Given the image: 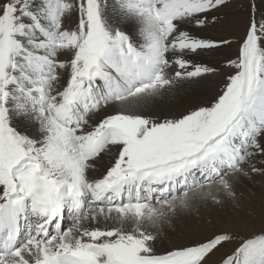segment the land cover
<instances>
[{
  "label": "snow or ice",
  "instance_id": "obj_1",
  "mask_svg": "<svg viewBox=\"0 0 264 264\" xmlns=\"http://www.w3.org/2000/svg\"><path fill=\"white\" fill-rule=\"evenodd\" d=\"M225 3L0 0V264H206L233 239L221 264H264V228L156 244L178 212L234 198L237 176L264 172L249 164L264 153V17H250L214 102L172 118L148 110L214 71L187 57L228 41L181 25L204 26Z\"/></svg>",
  "mask_w": 264,
  "mask_h": 264
},
{
  "label": "rangeland",
  "instance_id": "obj_2",
  "mask_svg": "<svg viewBox=\"0 0 264 264\" xmlns=\"http://www.w3.org/2000/svg\"><path fill=\"white\" fill-rule=\"evenodd\" d=\"M210 12L215 13L213 17L216 19L213 20L211 17L206 25L199 26L203 35L201 38L228 41V43H219L213 48L199 50L209 63L208 65L204 62L196 61V63H203V65L214 69L212 72L203 74L202 85L207 86L210 90L205 93L182 94L183 97L179 98L180 101L175 102L176 106L169 108L164 116L179 117L195 108L208 106L214 102L223 89L226 78L234 72L227 62L238 56L240 41L248 29L250 17L253 14L257 18L264 17V0H226L223 6ZM77 20V13L73 12L65 17L64 25L65 27H74ZM182 28L184 29L185 26ZM59 58L67 59L68 56L65 54ZM196 89L203 90L202 86L198 85ZM92 119L95 118L92 117ZM13 126L17 127L19 131L25 132L19 128L16 120L13 121ZM249 164L258 169H264V153L257 152ZM236 180L238 183L237 185L234 183L236 193L234 198L225 196L219 204L211 201L208 203L197 201L193 207L183 210L184 212L189 211V215L186 214L181 219L183 211L178 212L170 223H166L172 230L171 234L162 235V244L165 249L188 245L194 241H203L223 230L248 236L264 228V172L249 171L248 175H239ZM175 218H180L178 220L180 224L174 223ZM67 224L68 220L65 219V225ZM238 243V239H233L222 244L207 258L206 264H221L224 257Z\"/></svg>",
  "mask_w": 264,
  "mask_h": 264
},
{
  "label": "bare ground",
  "instance_id": "obj_3",
  "mask_svg": "<svg viewBox=\"0 0 264 264\" xmlns=\"http://www.w3.org/2000/svg\"><path fill=\"white\" fill-rule=\"evenodd\" d=\"M207 16L209 19V18L215 16V13L209 12V13H207ZM184 24L185 25H183V24L181 25V28H182V26H185V28L184 29L182 28V30H188V31L192 32L194 35H197L199 37H203L202 33L200 32L199 26H196L195 24H189V23H184ZM119 27L121 28L122 31L127 32L133 38L134 42H139L136 28L132 24H121V25H119ZM211 39L215 40V38H211ZM187 58L192 60L193 63H196V61L204 62L207 65L209 63L208 60L204 59V56L202 55V53H200V51H198L196 54H190ZM203 80H204V77L202 75V76L197 77V78H192L189 80H184V81L179 82L177 85H175L169 91L165 92L163 95L157 96L149 105L148 110L151 113H155L157 115L164 116L165 112L169 108H172V107L174 108L176 106L175 102L178 103L180 101L179 98L183 97L182 94L188 95V94H194V93L208 92L210 89L207 86L202 85ZM197 85L202 86L203 90L198 91L196 89ZM102 114L103 113L97 114L96 116H94V118L97 119ZM16 124L18 126H20L19 128L21 130L25 131L27 134H32L35 131V129L31 126L25 127L24 124L20 120H16ZM113 152H115V149H113ZM108 160H109L108 155H105L101 159H99L96 162L95 169H92L89 171V176L90 177H98L100 174H102L104 172L105 168L108 166ZM234 183H236V185H237L238 181L235 179ZM186 214L189 215V211L188 212L183 211L182 215L180 214L181 215L180 218L183 219L182 217H184V215H186ZM180 218H175L174 223L180 224L178 221ZM171 230L172 229H170V227H168L166 224H164L162 226L159 237L156 241L157 247L160 250L165 249L164 244H162V235H164L165 233L167 235L171 234Z\"/></svg>",
  "mask_w": 264,
  "mask_h": 264
}]
</instances>
